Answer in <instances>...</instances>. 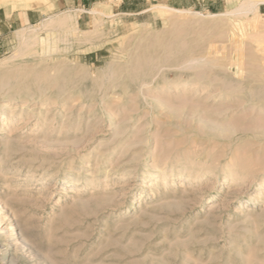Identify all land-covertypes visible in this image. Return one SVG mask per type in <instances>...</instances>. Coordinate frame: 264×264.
<instances>
[{"label":"rangeland","instance_id":"1","mask_svg":"<svg viewBox=\"0 0 264 264\" xmlns=\"http://www.w3.org/2000/svg\"><path fill=\"white\" fill-rule=\"evenodd\" d=\"M10 1L0 264H264V2Z\"/></svg>","mask_w":264,"mask_h":264},{"label":"bare ground","instance_id":"2","mask_svg":"<svg viewBox=\"0 0 264 264\" xmlns=\"http://www.w3.org/2000/svg\"><path fill=\"white\" fill-rule=\"evenodd\" d=\"M11 1H18V4L20 3H23V1L22 0H11ZM10 1V2H11ZM24 1H26V0H24ZM29 1V0H28ZM261 2H264V0H257V1H249V2H247V4H244V5H242L241 7H238V8H235V9H232L231 11H230V13L231 14H234V15H237V14H244V15H246V14H249V13H256L257 11H258V8H259V4L261 3ZM23 4H25V2L23 3ZM158 7H160V8H163V9H166V11L168 12V11H170V10H175V11H177V12H180V13H183V12H186V11H188V12H195V11H191V10H186V9H178V8H173V7H170V6H167V5H158ZM14 8V7H13ZM15 9V8H14ZM27 9V8H26ZM27 11V10H26ZM69 15V14H68ZM209 16H216V15H219V13H209L208 14ZM207 15V16H208ZM74 16V15H73ZM76 16V15H75ZM69 17V16H68ZM71 17V16H70ZM71 18H73V17H71ZM67 19V18H66ZM65 20V19H64ZM68 20V19H67ZM77 21V20H76ZM66 23V22H65ZM75 23V22H74ZM66 25V24H65ZM50 46V45H49ZM49 46H48V49H49ZM65 47V46H64ZM53 48V47H52ZM54 49V48H53ZM56 49H57V47H56ZM2 61H1V65H2ZM86 75H87V73H86ZM229 83H230V81H229ZM228 86V85H227ZM230 86H232V85H230ZM234 87V86H233ZM232 87V88H233ZM236 87V86H235ZM229 89L231 90V88L229 87ZM243 89V88H242ZM242 89H240L241 91H242ZM240 90H239V92H240ZM248 90V89H247ZM63 91V90H62ZM236 91H237V89H236ZM235 90H234V93L236 92ZM65 92V91H64ZM233 92V91H232ZM255 92V91H254ZM241 94V93H240ZM242 95H244V94H242ZM252 95V94H251ZM232 98H235V97H232ZM235 99H239V98H235ZM240 102V101H239ZM234 103V102H233ZM259 103V102H258ZM239 108V107H238ZM243 118V117H242ZM245 120V119H244ZM246 125V124H245ZM244 126V125H243ZM234 127V126H233ZM235 129V128H234ZM233 131V130H232Z\"/></svg>","mask_w":264,"mask_h":264},{"label":"crops","instance_id":"3","mask_svg":"<svg viewBox=\"0 0 264 264\" xmlns=\"http://www.w3.org/2000/svg\"><path fill=\"white\" fill-rule=\"evenodd\" d=\"M14 13H15V12L12 11V12L10 13V15L6 17V21H8V20L11 21V18L13 17V14H14ZM29 15H30L29 12L26 11L25 14H24V16H23V17H24L23 20H29ZM20 19H21V18H20ZM13 21L15 22V20H13ZM9 25L11 26V23H10Z\"/></svg>","mask_w":264,"mask_h":264}]
</instances>
